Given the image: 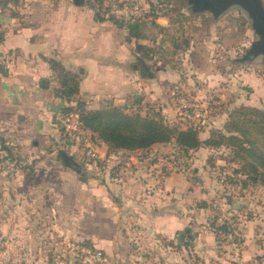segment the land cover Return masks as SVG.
Listing matches in <instances>:
<instances>
[{"label":"crops","instance_id":"crops-1","mask_svg":"<svg viewBox=\"0 0 264 264\" xmlns=\"http://www.w3.org/2000/svg\"><path fill=\"white\" fill-rule=\"evenodd\" d=\"M95 15L88 0L80 5L74 0L0 3V135L12 160L11 170L0 174V237L6 236L0 262L80 264L78 247L90 245L102 250L109 264H211L210 259L223 258L221 250L239 264L246 263L256 251L250 235L245 234L244 241L236 230L240 242L231 245L222 242L221 231L217 235L211 226H221L214 204L230 193L217 170L240 178L233 174L236 164L221 157L212 158L215 166L210 161V166L202 165L208 152L220 150H192L201 165L194 167L196 176L190 178L164 174L166 160L161 154L174 151L173 142L147 149H111L88 131L98 153L92 160L61 135L56 125L60 111L75 106L79 98L88 109L111 104L141 113L147 108L155 114V107L165 120L174 104L165 100L170 71L163 68L157 73L150 66L157 51L144 54L136 49L137 44L155 46L147 19L166 27L171 16L141 19L144 36L128 40L127 25L97 20ZM140 58L151 76L141 74ZM50 59L80 76L79 95L71 102L56 94L59 83ZM234 104L264 109L249 99ZM195 110L190 109L185 127H197L201 139L208 138L212 128H222L228 116L213 127H201L199 121L206 119H196ZM178 113L187 118L184 111ZM61 149L73 156L75 168L63 162ZM223 160L232 171L224 168ZM235 185L230 189L233 194L241 188L239 182ZM228 205L236 209L234 200ZM238 248L242 254L237 256Z\"/></svg>","mask_w":264,"mask_h":264},{"label":"rangeland","instance_id":"rangeland-1","mask_svg":"<svg viewBox=\"0 0 264 264\" xmlns=\"http://www.w3.org/2000/svg\"><path fill=\"white\" fill-rule=\"evenodd\" d=\"M114 1L120 3V0H104V6H100V12L111 16L112 18L109 17L111 20L114 18L120 22H126L109 13L110 5ZM144 1L143 14L136 18L142 20L147 18L151 14V4L154 8L160 9L156 10L158 14L169 13L172 18V22L166 27H162L161 24L152 25L147 19L149 25L147 31L155 39L153 49L157 51L156 58L153 59L154 62H150V66L156 68L157 73H159L158 69L166 68L172 76L171 82L166 86L167 98L165 100L174 101V104L170 105V110L165 113L166 120L181 127L188 125L187 121L190 118H186L180 113L177 114L178 110L181 113L184 111L185 114V110H183L185 108L181 107L182 101H187L186 104H196L193 106L194 108L190 109H197L195 112L199 115L195 118L206 119V123L199 121V124L201 127L206 126L208 128L222 122L221 118H225L236 105L234 101L249 99L264 106V55L262 53L249 54L254 48L253 43L259 41L261 35L242 4L238 2L229 3L219 13L215 14L210 10L197 12L194 10L192 2L187 4L184 0ZM261 1L264 6V0ZM88 3H91L92 9L97 11L99 4L96 0L93 2L88 0ZM250 85L254 86L256 91L249 89ZM179 107L182 110L178 109ZM153 108L155 113L158 112L155 107ZM146 111L147 108L143 109L142 113H146ZM191 114L193 113L191 112ZM181 117L185 119L180 120ZM61 135L65 136L62 133ZM76 140L77 138L73 139V145L81 147L82 141L77 142ZM93 143L96 141L93 140ZM174 152L176 150L164 152L161 156L168 160L174 158ZM208 153L201 159L204 167H206V163L210 166L209 161L212 158L228 155L227 150L222 149L218 153H213V151ZM5 154L0 145L1 175L10 171L12 167L10 164L12 162L11 156L5 158ZM201 162L199 156L190 151L188 156L189 175H184L190 178L195 177L194 167L197 164L201 165ZM224 162L226 163L224 168L232 171L229 168V163ZM226 172L227 175L223 180L215 177L221 182H225V188L230 193L222 195L219 198L222 200H219L218 203L215 202L214 208H218L220 217L223 216L226 220L228 219L229 223H232V228L234 223L237 224L235 227L239 233L241 231L244 241H246L245 234L250 235L248 237L253 240L256 251L246 260V263L242 262V264H264V186L260 183L252 184L247 188H239L238 192L233 194L230 189L236 187V183H232V180H236V178H231L228 176L230 172ZM238 186L241 187V185ZM229 199L234 200L236 209L233 211L228 205ZM214 218L212 216V219ZM224 233L226 236L221 238L224 243L237 245L240 242L236 230ZM4 238L6 236L1 235L0 248L5 245L3 243ZM227 252L221 250V257L223 258L220 260L210 259V263L239 264V260L230 254L227 255ZM240 254H242V250L238 248L236 255ZM0 261L3 263L1 258ZM1 262L0 264H2ZM79 262L82 264L81 261Z\"/></svg>","mask_w":264,"mask_h":264},{"label":"trees","instance_id":"trees-1","mask_svg":"<svg viewBox=\"0 0 264 264\" xmlns=\"http://www.w3.org/2000/svg\"><path fill=\"white\" fill-rule=\"evenodd\" d=\"M10 1L19 2V0H0V3ZM93 1L90 0V2ZM184 1L188 4L187 0ZM96 2L99 4L95 15L96 19H111V16L100 12V6H104V0H96ZM152 5L150 15L159 16L156 10L160 9H156ZM162 14L169 15L164 12ZM140 20L133 18L127 22L115 19L113 21L127 25L128 40H131L133 37L144 36L140 31L141 24H143ZM136 49L144 54H149V50L153 48L137 44ZM49 64L59 83L56 94L67 102H71L79 95L80 76L66 69L61 62L55 59H50ZM73 110L79 112L84 129L92 132L111 149H147L157 143L173 142L177 149L188 157L190 151L200 147L214 150L224 148L228 155H222L221 158L235 163L233 174L240 176L239 181L232 180L233 184L239 182L241 188L258 183L264 186V109L261 107L234 106L223 127L212 128L210 136L206 139H201L199 129L193 125L183 128L180 125L169 123L157 113L148 111L142 114L139 110L128 111L126 107L111 104L98 109H88L85 101L79 98L75 106H65L60 113L64 115ZM0 145L3 152L6 153L5 158H8L11 152L1 135ZM211 165L215 166L212 162ZM235 226H237L236 223L232 228V223H229L228 219L221 226L212 223V228L217 235L219 231L233 232L237 230Z\"/></svg>","mask_w":264,"mask_h":264},{"label":"built area","instance_id":"built-area-1","mask_svg":"<svg viewBox=\"0 0 264 264\" xmlns=\"http://www.w3.org/2000/svg\"><path fill=\"white\" fill-rule=\"evenodd\" d=\"M144 4V0H120V3L114 1L110 5L109 13L115 18L127 22L133 18L140 17L143 14ZM183 107L185 108L184 110L187 118H190L191 106L183 103ZM56 125L62 134H65V136L67 135V137L70 138L72 144L74 138H77V142L82 141L81 147L79 148L82 149V152L89 159L94 160L97 158L98 153L91 142L92 139L90 138L89 130L84 129L78 111L73 110L64 115L60 113ZM174 147L176 150V152H174V158L172 157L165 161L164 174L182 173L189 175L188 157L179 151L175 145ZM216 174L218 176L226 177L227 172L217 170ZM219 220V225H223L226 218L221 216ZM224 232L226 231L220 232V239L226 236ZM221 241L223 242L222 239ZM78 252L82 264H109L110 262L108 256L102 250L90 245H80L78 247Z\"/></svg>","mask_w":264,"mask_h":264},{"label":"water","instance_id":"water-1","mask_svg":"<svg viewBox=\"0 0 264 264\" xmlns=\"http://www.w3.org/2000/svg\"><path fill=\"white\" fill-rule=\"evenodd\" d=\"M77 5L83 3L84 0H74ZM188 3L194 4L193 8L195 11L210 10L215 14L219 13L229 3L238 2L248 11L249 15L254 21L258 33L261 35L259 41L253 43L254 48L251 53H262L264 55V6L261 0H187ZM140 72L142 75L151 76V72L147 68L144 59L140 58ZM60 156L63 162L72 168H75L77 163L72 155H69L65 150H60Z\"/></svg>","mask_w":264,"mask_h":264}]
</instances>
